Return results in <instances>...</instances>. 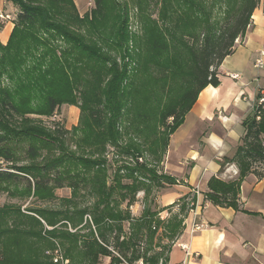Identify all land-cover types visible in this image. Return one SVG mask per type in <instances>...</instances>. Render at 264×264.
<instances>
[{
    "label": "trees",
    "instance_id": "1",
    "mask_svg": "<svg viewBox=\"0 0 264 264\" xmlns=\"http://www.w3.org/2000/svg\"><path fill=\"white\" fill-rule=\"evenodd\" d=\"M10 1L17 7L18 14L9 42L5 46L0 43V161L11 167L0 170V194L48 203L58 200L57 192L68 188L71 196L59 199L65 210L32 208L26 211L30 215L16 205L0 208V264H52L45 255L53 247L48 241L44 244L48 237L62 247L65 259L71 264H100L102 258H109L110 264H135L140 260L143 264H160L161 261L166 264L168 257L163 260L159 253L148 256V251L142 256L136 254V247L144 238L145 243L152 244L160 228L168 238H175L183 229V221L176 216L165 225L156 221V215L150 210L134 221L129 211L119 207L120 202L128 201L129 208L141 191L147 194L143 180L151 177L152 170L144 165L132 170L120 168L113 183L108 186L107 182L108 146L124 156L136 157L143 155L144 145H147L148 153L156 154L154 142L145 133L149 117L131 110L134 93L130 88L134 84L126 83L125 73L114 65L107 67L96 50L76 35L82 24L73 0ZM260 2L245 0L240 11L224 23L220 32L207 36L198 49L192 51L190 79L183 80L178 99L165 106L159 115L161 128L167 134V140L161 141L165 153L170 136L183 124L200 93L209 86L220 85L219 69L234 53L237 40L245 36ZM57 41L64 42L65 47L56 45ZM3 78L10 83L9 87L3 86ZM63 104L78 107L88 118V128L79 119L72 129L73 137L81 132L82 137L74 141L80 155L71 151L63 140L70 131L62 128L50 131L30 118L52 117ZM244 127L246 133L241 146L232 159L224 160L220 169L222 173L226 164H235L238 178L224 182L212 177L208 182L204 199L214 206L239 211V193L245 178L249 175L263 177L258 175L254 165L264 161L261 139L264 108L252 112L244 120ZM24 144L28 145L26 154L31 162L18 166V152ZM122 171H127L131 184L122 183ZM161 178L151 180L158 187L175 184L169 177ZM79 197L94 201L81 208ZM185 211L184 204L181 214ZM87 215L92 222L85 223L87 235L70 234L63 227V222H68L72 228H78ZM43 222L47 227L60 224L64 230L44 233ZM124 222H129L131 233L128 239L121 241Z\"/></svg>",
    "mask_w": 264,
    "mask_h": 264
},
{
    "label": "rangeland",
    "instance_id": "2",
    "mask_svg": "<svg viewBox=\"0 0 264 264\" xmlns=\"http://www.w3.org/2000/svg\"><path fill=\"white\" fill-rule=\"evenodd\" d=\"M73 1L82 24L80 33L76 35L82 37L88 47L96 50L101 61L105 62L107 67L114 65L122 73H125L126 83L134 84V87L130 88L134 93L132 113H144L149 117L150 121L145 123V133L150 137V141L154 142L155 149H153L156 154L148 153L147 145H144L143 155L136 157L124 156L116 148L108 146L105 155L108 165L107 182L108 186L113 183L120 168L132 170L138 165H144L152 170L151 177L148 176L146 180H143L146 183L147 194L145 191H141L136 195L129 208L128 201L120 202L119 207L129 211L134 221L139 220L146 210L154 213L156 215L154 219L165 225L170 224L176 216L178 220L183 221V229L175 238H168L166 232L160 228L152 244L145 243L144 238L143 243L136 247V254L144 256L146 251L149 253L148 256L159 253L165 260L169 254V247L177 244L181 240V236L184 235L189 225V218L193 215L192 208L197 205L198 194L190 193L187 195V199L182 197L175 202L178 204L174 207H170L172 204L163 207L159 201L167 185L163 184L158 187V184L151 180L153 177L161 178L163 176L161 163L166 154L161 141L167 140V134L164 132V128H161L159 115L165 106L175 103L178 99L183 80L190 79L192 51L198 49L207 36L220 32L224 23L234 18L240 11L245 0ZM259 7L264 10V0H261ZM56 45L61 48L65 47V43L62 41H57ZM262 69L264 74V67ZM110 77L108 78L110 79ZM2 82L4 87L10 86L6 78H3ZM261 84L264 85V76H262ZM127 90L129 89L125 91ZM262 90H264V86L260 91ZM30 118L36 119L40 125L50 131H57L59 128L70 131L71 134L65 136L63 140L71 151H76L74 141L82 137L81 132L78 136H72V129L78 125L79 119L86 128L89 127L86 114L81 113L78 107L68 104H63L52 117L30 116ZM130 121L133 122L131 118ZM171 121L170 119L168 124ZM261 139L264 145V135ZM140 141L143 142L142 139ZM27 149L28 145L24 144L18 152V166H26L31 162L26 154ZM76 152L81 154L78 150ZM10 167V164L0 161V170ZM254 168L258 175L263 176L257 179L263 180L264 161L255 164ZM10 172L15 173L12 170ZM120 175L123 177V184L132 183V180L127 177V171H122ZM57 196L59 199L69 198L71 191L64 188L57 192ZM115 197L117 200L120 199L119 196ZM59 199L41 203L35 202L32 198H19V196L11 198L6 194H0V208L16 205L21 207L25 214H30L26 211L32 208L65 210L66 207L61 205ZM93 201L94 199L89 197L78 198L81 208L92 204ZM184 204L186 211L181 214ZM86 222L92 224L91 217L88 215L84 218L83 225L78 228H72L68 222H63V227L65 226V230L70 234L79 232L81 235H87L88 230L84 228ZM43 224L44 233L46 231L53 232L55 229L64 230L60 224L55 227H47L44 222ZM123 227L124 234L121 235V241L123 238L128 239L131 233L129 222H124ZM110 239L111 243H114L112 238ZM47 241L53 244L49 250H47V245L44 247L47 250L45 255L49 257L52 264H71L69 259H65L62 247L55 240L48 237L44 244L48 243ZM26 250L28 252L27 248ZM100 264H110V259L102 258ZM124 264L126 263L124 262ZM135 264H143V261L140 260Z\"/></svg>",
    "mask_w": 264,
    "mask_h": 264
},
{
    "label": "crops",
    "instance_id": "3",
    "mask_svg": "<svg viewBox=\"0 0 264 264\" xmlns=\"http://www.w3.org/2000/svg\"><path fill=\"white\" fill-rule=\"evenodd\" d=\"M0 11L10 20H0V43L9 42L18 9L10 0H0ZM264 52V10L258 7L244 37L222 63L220 85L209 86L199 95L183 124L170 136L161 174L175 181L166 185L159 201L168 206L190 193H198L199 217L189 225L169 254L167 264H264V179L245 178L239 193V211L205 201L212 177L236 180L239 170L232 159L246 133L244 120L253 112L262 70L255 62ZM264 59V58H263ZM238 75V79L232 76ZM77 126V125H76ZM205 228L192 234L194 222Z\"/></svg>",
    "mask_w": 264,
    "mask_h": 264
},
{
    "label": "built area",
    "instance_id": "4",
    "mask_svg": "<svg viewBox=\"0 0 264 264\" xmlns=\"http://www.w3.org/2000/svg\"><path fill=\"white\" fill-rule=\"evenodd\" d=\"M0 20H3V21L10 20V16L2 13V11H0ZM263 58H264V52H261L260 57L256 60L255 65H254L256 69H262L264 67V59ZM232 77L234 79H238V75H233ZM259 95H260V97L254 103L253 112L257 111L259 108H264V90L260 91ZM258 113L260 114V111H258ZM257 119L259 120L260 118L258 117ZM194 207L195 208L192 209L191 213L194 215V218H197V217H199V213H198L199 205L197 204ZM204 228H205V226L203 224L197 223L195 221L192 225V232L191 233L194 234V233L200 232Z\"/></svg>",
    "mask_w": 264,
    "mask_h": 264
}]
</instances>
